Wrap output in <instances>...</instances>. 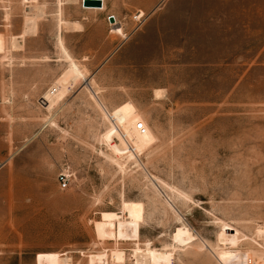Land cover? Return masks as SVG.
Wrapping results in <instances>:
<instances>
[{
	"label": "rangeland",
	"instance_id": "374dc122",
	"mask_svg": "<svg viewBox=\"0 0 264 264\" xmlns=\"http://www.w3.org/2000/svg\"><path fill=\"white\" fill-rule=\"evenodd\" d=\"M104 1L0 0V264L260 256L264 0ZM72 66L81 77L47 111Z\"/></svg>",
	"mask_w": 264,
	"mask_h": 264
},
{
	"label": "bare ground",
	"instance_id": "6f19581e",
	"mask_svg": "<svg viewBox=\"0 0 264 264\" xmlns=\"http://www.w3.org/2000/svg\"><path fill=\"white\" fill-rule=\"evenodd\" d=\"M67 1H75V0H67ZM102 1V8L97 9V8H84L82 6V0L80 2L81 7L83 9L86 10H95V11H103L105 9V1ZM37 12H34L32 9H28L26 11V16H27V25H36V20L39 19L42 16V8H36ZM143 16L142 13H140V17ZM108 21V18H107ZM74 27H78L79 28V24L77 23H71V26ZM111 30L115 33H122V26L119 22H114L111 24ZM26 34L27 35H35L36 31L35 28L33 29H26ZM5 46H6V40L4 38L3 35L0 34V53L3 52L5 50ZM81 76L79 75L78 71L73 68H69L67 71L64 72V74L61 76V78L56 81L51 88L44 94V96L42 97L43 102L45 104V109L47 111H51L53 110L67 95L68 93V89L67 86L70 85L71 83H75L77 82V80L80 78ZM70 83V84H69ZM159 91V90H158ZM159 94H161L160 92H156V95L159 96ZM167 204L173 208L175 211L177 210L171 199H166ZM177 214L178 210L176 211ZM226 225L228 228H232L231 226H229L228 224H224ZM243 239L245 240H250L248 237H246V235H244L243 233L235 230ZM234 234V233H233ZM235 235V234H234ZM257 237V241H253V243H255L256 245H258V247H261L262 244H259L260 242L258 241H264V230L261 231H257L256 234ZM234 239H236V237L234 236ZM252 241V239H251ZM263 249V248H262ZM214 250V254L217 258V260L221 263V264H264V252H259L260 256H258L256 254V252H249L247 250H242L236 247H224V248H216L213 249ZM133 256H134V260L136 264H153V259H154V254L151 252H147L143 249H134L132 251ZM112 260L116 261V262H122L125 259V255L122 251L119 250H114L112 251ZM258 259V260H257ZM60 264H70V260L68 258H63L60 259L59 261Z\"/></svg>",
	"mask_w": 264,
	"mask_h": 264
},
{
	"label": "built area",
	"instance_id": "2783aa9c",
	"mask_svg": "<svg viewBox=\"0 0 264 264\" xmlns=\"http://www.w3.org/2000/svg\"><path fill=\"white\" fill-rule=\"evenodd\" d=\"M139 129H142V128L139 127ZM70 182H71V173H69V171L67 170L62 171L58 176V183H59L60 188L62 190H66L69 187Z\"/></svg>",
	"mask_w": 264,
	"mask_h": 264
},
{
	"label": "water",
	"instance_id": "95a60500",
	"mask_svg": "<svg viewBox=\"0 0 264 264\" xmlns=\"http://www.w3.org/2000/svg\"><path fill=\"white\" fill-rule=\"evenodd\" d=\"M82 6L84 8H102V1L101 0H82ZM110 23L114 22V17L110 16L108 18Z\"/></svg>",
	"mask_w": 264,
	"mask_h": 264
}]
</instances>
